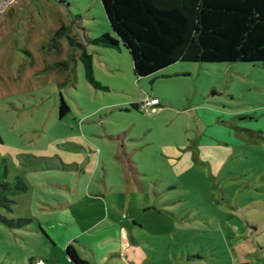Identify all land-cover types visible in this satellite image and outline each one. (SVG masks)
<instances>
[{
	"label": "rangeland",
	"instance_id": "obj_1",
	"mask_svg": "<svg viewBox=\"0 0 264 264\" xmlns=\"http://www.w3.org/2000/svg\"><path fill=\"white\" fill-rule=\"evenodd\" d=\"M107 32L100 0H0V195L28 186L0 215L42 223L60 257L78 231L52 228L61 212L101 221L91 264L129 262L133 219L141 264H264V66L179 61L137 78L122 44L94 43ZM147 97L160 106L132 107ZM38 231L0 220V264L48 248Z\"/></svg>",
	"mask_w": 264,
	"mask_h": 264
},
{
	"label": "trees",
	"instance_id": "obj_2",
	"mask_svg": "<svg viewBox=\"0 0 264 264\" xmlns=\"http://www.w3.org/2000/svg\"><path fill=\"white\" fill-rule=\"evenodd\" d=\"M115 34L104 33L94 43L111 49H126L137 78L154 74L179 61L253 62L264 66V0H100ZM82 60L87 78L102 88L94 77L92 55L84 49ZM141 103L132 107L141 110ZM159 107V106H158ZM60 116L69 110L61 97ZM0 207L9 211L14 202L10 192L28 190L26 183L2 184ZM0 220L10 228H27L29 217ZM75 264H89L76 249H66Z\"/></svg>",
	"mask_w": 264,
	"mask_h": 264
},
{
	"label": "crops",
	"instance_id": "obj_3",
	"mask_svg": "<svg viewBox=\"0 0 264 264\" xmlns=\"http://www.w3.org/2000/svg\"><path fill=\"white\" fill-rule=\"evenodd\" d=\"M133 103H137V102H133ZM161 104V102H160ZM160 106V105H159ZM62 213V219L59 221L60 223L57 224H50L52 226V228H55L53 226L56 225H61L59 226L61 229H65L68 228L70 224H76L77 226V233L73 236V237H68L64 240V242L62 243V247L64 248V254L62 257L59 256L58 252H57V244H55V240L50 236V231H47V228H45L44 226H42V223H40L39 225V231L38 230H34L31 229L30 226H28L27 228H20V229H24V230H30V231H38L40 234H44V236L47 238L48 242L50 243L48 248L45 249H41V253H36V255L34 254H29L28 259H29V263L28 264H36L38 260H44L46 262V264H75L73 263L70 258L67 255L66 249L69 245H72L76 251L78 252V254L85 260H87L89 262V264H91V256L95 257L96 259L99 258V256L101 255L98 243H99V239L96 238L98 234H96V232L98 230H100V223L101 221H99L100 223L98 224H89L85 227L81 226V225H77V220L74 216L73 213H71L70 211L68 212H61ZM61 213L59 215H61ZM132 224L131 221L126 222L124 224V237H123V246L121 247V249H119L122 255H127V258L129 259V262H127V264H141L145 259L142 258L143 256V252L139 251V248L136 247L137 245V241L135 239V229L136 228V224L137 221L136 219L132 220ZM30 225V224H29ZM79 234H81V237H84L86 240V243H84L86 245V249L84 252L81 251V248L79 246H77V244H79V237H77ZM99 237V236H98ZM117 238V237H115ZM87 240H93V241H87ZM103 241H107L106 238L103 239ZM115 251L117 249H114ZM122 250V251H121ZM39 251V252H40ZM125 251V253H124ZM99 260V259H98ZM56 262V263H55ZM20 264H26V262L23 260L21 261ZM146 264V263H143Z\"/></svg>",
	"mask_w": 264,
	"mask_h": 264
},
{
	"label": "built area",
	"instance_id": "obj_4",
	"mask_svg": "<svg viewBox=\"0 0 264 264\" xmlns=\"http://www.w3.org/2000/svg\"><path fill=\"white\" fill-rule=\"evenodd\" d=\"M160 99L157 97H147L145 100L142 101L141 107L142 109H150L153 108L154 110L160 105ZM36 264H46L44 260H38Z\"/></svg>",
	"mask_w": 264,
	"mask_h": 264
}]
</instances>
